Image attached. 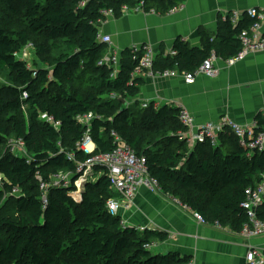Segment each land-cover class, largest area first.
Here are the masks:
<instances>
[{
    "label": "trees",
    "instance_id": "obj_1",
    "mask_svg": "<svg viewBox=\"0 0 264 264\" xmlns=\"http://www.w3.org/2000/svg\"><path fill=\"white\" fill-rule=\"evenodd\" d=\"M80 2L0 0V75L8 79L0 85V203L8 201L15 211L0 216V264H187L192 256L146 247L168 235L126 226L109 211L108 200L118 192L107 169L97 167L79 191L77 162L69 154L86 161L109 153L115 132L146 158L163 193L208 223L239 231L247 221L246 190L264 176V152L250 150L231 130L219 135L217 145L208 140L191 148L181 108L140 106L144 79L134 75L138 60L131 49L124 51L115 77L113 69L99 65L106 47L97 38L102 9L113 8L119 16L132 1L90 0L84 7ZM182 3L145 0L144 8L165 14ZM255 21L244 16L236 25L220 22L216 33L203 29L202 47L178 39L177 55H157L154 69L195 72L213 51L234 57L241 33ZM29 47L41 65L32 68L18 56ZM132 98L133 104L123 103ZM87 114L94 115L90 127L78 120ZM256 122L257 132L263 130L264 116ZM88 129L93 153L77 148ZM11 138L22 139L28 153H12ZM61 173L71 181L51 185L44 204L41 181L52 184ZM259 215L264 219V205Z\"/></svg>",
    "mask_w": 264,
    "mask_h": 264
},
{
    "label": "crops",
    "instance_id": "obj_2",
    "mask_svg": "<svg viewBox=\"0 0 264 264\" xmlns=\"http://www.w3.org/2000/svg\"><path fill=\"white\" fill-rule=\"evenodd\" d=\"M131 1L129 7L142 0ZM178 7L181 9L177 12L165 14L146 9L138 13L122 11L119 16L102 22L100 32L112 37L111 52L118 50L123 55L133 45L150 44L157 55L172 56L170 51L178 39L193 47H202L203 29L216 33L226 15L238 12L242 18L246 17L248 9L264 7V0H183ZM262 25L264 33V22ZM106 52L105 47L103 54ZM216 57L219 75L201 76L193 84L178 76L152 78L143 74L144 82L137 96L140 106L148 101L156 108L164 105L181 108L199 123L217 121L225 115L242 125L254 123L259 114L264 116V51L250 53L232 65L217 54ZM135 99L126 101L129 105ZM117 198L121 196L118 194ZM172 198L163 191L153 193L141 187L133 206L121 209L117 215L126 226L168 235L164 241H154V248L161 253L192 256L193 264H244L251 249H256L264 262V236L245 239L239 231L198 223Z\"/></svg>",
    "mask_w": 264,
    "mask_h": 264
},
{
    "label": "built area",
    "instance_id": "obj_3",
    "mask_svg": "<svg viewBox=\"0 0 264 264\" xmlns=\"http://www.w3.org/2000/svg\"><path fill=\"white\" fill-rule=\"evenodd\" d=\"M80 6L84 7L90 0H80ZM145 1L142 0L139 4L129 7L124 5L123 12H143ZM181 7H174L169 12L175 13ZM151 11H155L154 9ZM122 12V13H123ZM247 16L256 19L255 23L250 29L244 30L240 35L242 46L238 54L234 57L226 59L225 62L228 65H232L242 59L248 54L264 51V33L262 31L264 22V9L250 8L246 11ZM104 15V22L108 17L116 16V12L113 8L102 9ZM229 18L234 25L242 18V16L236 12L233 15H226L225 19ZM97 38L100 43L106 45L108 52L102 55L99 60V65L107 66L113 69L111 76L115 77L120 70L122 54L118 50L111 52L109 45L112 43V37L105 35L101 32L98 33ZM30 48V47H29ZM28 49V48H27ZM134 59L138 60V66L134 75L144 74L148 77H174L178 76L183 78L187 83L193 84L201 76L213 78L220 73L219 68L215 65L216 54L213 53L207 59L203 61L201 66L195 72H184L177 69H167L164 71H156L154 64L157 56L155 48L150 44L133 45L131 48ZM172 56L177 55L176 50H171ZM142 107H149L150 102L145 101L141 103ZM43 118H47L43 115ZM94 118L93 114H87L78 118V120L84 125L90 127L91 120ZM181 120L186 126L185 138H187L189 145L192 147L198 143L210 141L212 144L217 145L219 142V135L226 130H231L242 144L247 145L250 150H257L264 152V129L257 132L258 123L255 121L252 124L242 125L233 120L228 115L221 117L217 121H207L199 123L195 117L192 116L186 110L181 111ZM115 140V148L113 151L105 154L92 155L86 161H79L76 158V154L70 153L69 158L77 162V177L75 185L80 191L83 183L91 173L96 170L97 167L105 168L109 171V176L112 181V185L115 191L121 196V198L113 197L108 200L109 211L117 215L121 209L128 210L133 206L135 197L141 187H146L153 193L162 192L161 187L156 178L149 174L147 167V161L144 156H139L127 142L113 133ZM23 141L22 139H19ZM24 142V141H23ZM25 144V143H24ZM93 147H90L92 146ZM78 149H83L86 153H93L95 150V144L89 135V129L84 135L82 141L77 143ZM12 153L17 156H23L24 153H18L11 148ZM71 181L69 173H61L52 177V184H47L41 181L40 186L44 191L43 202L47 204V192L51 185L63 184L68 185ZM76 191L75 194H79ZM19 189H15L14 193H18ZM172 200L183 209L191 214L197 222L207 224L205 218L198 212L190 210V208L182 204L177 198ZM264 205V176L263 179L256 186L249 187L246 190V200L243 203V208L247 213V221L243 224L239 230L240 235L245 239H252L256 237L264 236V219L259 215V211ZM219 227H223L220 223H215ZM144 231V227L139 228ZM153 244H146L147 248L155 247ZM263 259L259 256V252L256 249H251L246 255V262L244 264H263ZM193 264V261L187 263Z\"/></svg>",
    "mask_w": 264,
    "mask_h": 264
},
{
    "label": "rangeland",
    "instance_id": "obj_4",
    "mask_svg": "<svg viewBox=\"0 0 264 264\" xmlns=\"http://www.w3.org/2000/svg\"><path fill=\"white\" fill-rule=\"evenodd\" d=\"M259 9H264V7H262V8L260 7ZM18 56L21 57L22 59L26 60L28 65L32 68H33L35 63L41 65V63H40L41 60L36 55V51L33 47H30L28 49H23L22 53H20ZM165 78H167V77H165ZM6 83H8L7 77L5 75L1 74L0 75V85H6ZM222 117H224V116H222ZM8 145L10 146V148H13V150L18 152V153H24V154L28 153L26 145L24 144L23 141H21L19 139L11 138L8 141ZM90 147H92V146H90ZM0 178H1V176H0ZM75 195H77V194H75ZM14 212H15L14 209L12 208L11 204L8 201L5 200L2 203H0V216L1 215H8V214H11ZM194 220L196 221V219H194ZM191 261H193V260L191 259L189 262H191Z\"/></svg>",
    "mask_w": 264,
    "mask_h": 264
},
{
    "label": "water",
    "instance_id": "obj_5",
    "mask_svg": "<svg viewBox=\"0 0 264 264\" xmlns=\"http://www.w3.org/2000/svg\"><path fill=\"white\" fill-rule=\"evenodd\" d=\"M123 103L126 104V105L128 104L127 101H126L125 99H123Z\"/></svg>",
    "mask_w": 264,
    "mask_h": 264
}]
</instances>
